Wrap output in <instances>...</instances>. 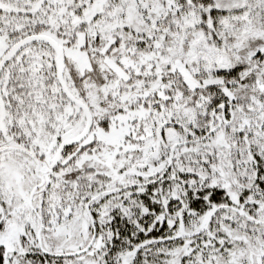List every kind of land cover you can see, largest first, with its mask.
Returning <instances> with one entry per match:
<instances>
[{
  "label": "snow or ice",
  "instance_id": "snow-or-ice-1",
  "mask_svg": "<svg viewBox=\"0 0 264 264\" xmlns=\"http://www.w3.org/2000/svg\"><path fill=\"white\" fill-rule=\"evenodd\" d=\"M0 264H264V0H0Z\"/></svg>",
  "mask_w": 264,
  "mask_h": 264
}]
</instances>
